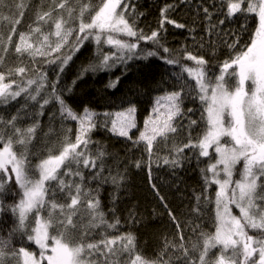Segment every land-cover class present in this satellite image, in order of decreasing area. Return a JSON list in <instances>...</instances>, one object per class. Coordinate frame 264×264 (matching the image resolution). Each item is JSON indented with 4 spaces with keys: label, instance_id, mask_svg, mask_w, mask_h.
<instances>
[{
    "label": "snow or ice",
    "instance_id": "6c2138e0",
    "mask_svg": "<svg viewBox=\"0 0 264 264\" xmlns=\"http://www.w3.org/2000/svg\"><path fill=\"white\" fill-rule=\"evenodd\" d=\"M15 7L21 10L18 16L22 18L26 8L23 0ZM168 7L171 6L162 10V16ZM202 10L211 21L209 8ZM218 11L224 16L219 25L237 14H253L258 22L250 42L243 48L237 47L239 38L226 42L235 54L217 65L218 73L212 72L204 56L186 49L173 54L160 45L158 30L146 35L137 29L135 21L126 15L129 12L126 0H98L96 4L91 0H75V3L55 0L48 10L36 11L34 26L29 25L27 32H20L14 46L12 36L20 19L2 17L13 26L6 38L0 33V52L6 55L14 47L18 57L28 55L33 61L37 56L47 57V63L59 61V72H63L85 41L96 43L98 55L96 61L82 68L81 75L109 69L117 60L132 59L141 40L159 45L167 54L161 58L167 64L180 67V72L173 74L180 86L157 97L152 114L145 119L144 130L134 144L143 142L151 160L157 138L167 141L177 133L176 120L186 115L182 107L185 97L198 99L204 130L193 137L191 129L198 122L189 118L187 142L176 145L175 155L165 158L164 163L180 166L183 159H188L183 155L185 150L190 149L198 161L202 157L208 159L206 167L200 169L205 192L211 185L218 188L214 232L201 231L195 241L189 238L187 243L182 234L179 242L166 240L155 258H147L137 251L136 237L130 232L106 235L98 241L88 239L91 229H117L120 224L118 217L114 216L111 222L105 218L99 186L91 188L88 181L104 183L110 179L118 188L124 179L120 173L112 175L111 172L105 177L108 153L101 146L95 150L90 148V133L97 127L99 114L87 107L82 113L74 111L57 89L59 75L49 83L43 73L27 76L35 70L23 64L0 70V104L23 96L25 106L32 101L39 109L26 127L20 126L19 110L6 120L0 117V212L7 210L17 217L7 236H0V264H172L170 250L179 253L177 260L182 264H264V0H221ZM165 22L184 27L166 16L161 27ZM216 28L217 25H211L209 31ZM121 37L135 38L136 42ZM104 43L115 47L117 52L104 53L100 48ZM66 47L67 52L62 51ZM157 55L156 51L149 50L144 58ZM184 60L194 64L182 63ZM3 62L4 55H0V64ZM185 73L188 80L195 81L194 86L185 82ZM108 87H115V82L110 81ZM45 88L49 90L47 94H44ZM53 101L59 106L61 121H76L78 127L74 139L72 129L68 128L62 139L45 145L46 155H38L33 151L40 127L35 117L42 116L45 106ZM192 111L187 109L188 113ZM135 112V107L130 106L125 112L116 113L110 131L132 139L129 132L136 128ZM237 165L241 167L237 169ZM135 166L141 167V162L136 161ZM84 169L89 170L87 176ZM237 173L239 178L234 180ZM13 195L19 199L6 205L4 197ZM202 198L204 203L211 202L203 193L197 196V212ZM232 206L238 209L239 215L233 214ZM85 215L87 224L83 222ZM169 215L175 220L171 212ZM16 233L34 244L38 251L24 246L17 248L13 244Z\"/></svg>",
    "mask_w": 264,
    "mask_h": 264
},
{
    "label": "trees",
    "instance_id": "16d2710c",
    "mask_svg": "<svg viewBox=\"0 0 264 264\" xmlns=\"http://www.w3.org/2000/svg\"><path fill=\"white\" fill-rule=\"evenodd\" d=\"M71 2L75 3V0ZM97 2L98 0H91L92 4ZM126 2L129 4V12L126 15L135 21L137 29H142L146 35L158 30L160 45L167 47L173 54L186 49L194 55L204 56L209 61V67L213 73H218V64L229 55L235 54V50L229 49L226 42L232 43L239 38L237 47L243 48L250 42L258 26L253 14H237L236 17L226 20L225 24L219 25V21L224 19L222 13L218 11L221 0H126ZM19 3L21 0H0V33L5 38L10 34L13 25L2 17L14 16L20 19V23L15 25L16 33L12 36L13 46L18 42L20 32H27L29 25L34 26L36 11L48 10L54 5L55 0H23L26 8L23 9L22 18L18 16L21 10L15 7ZM169 5L171 7H168L162 16V10ZM204 7L209 8L212 14L211 21L205 18L202 10ZM164 16L178 24H183L184 27L177 28L175 24L167 22L161 27ZM211 25H217V28L210 32ZM121 38L136 42L135 38ZM138 43L135 57L125 59L124 62L117 60L109 69L94 73L87 72L81 75L82 68L97 59L98 46L92 40L84 42L80 51L64 67L63 72H59V61L47 63L46 60L49 59L47 57L37 56L34 61L28 55L18 57L14 47H10L6 55L0 52V55H4L0 70L7 71L10 67L23 64L28 69L35 70V72L29 71L27 76L43 73L46 74L49 83L56 81L59 75L57 89L74 111L82 113L87 107L90 111L99 114L96 119L97 127L90 133L92 140L90 148L95 150L97 146H101L108 153L105 157L106 170L103 173L105 177H108L111 172L112 175L120 173L124 179L118 188L110 179L104 183L88 181L91 188L99 186V197L105 218L110 222L114 216L120 220L117 229L104 227L91 229L88 239L98 241L106 235L130 232L136 237L137 251L147 258H155L164 247L166 240L175 239L179 242V235L182 234L187 243L189 238L195 241L201 231L214 232V201L218 186L211 185L205 192V183L200 169L206 167L208 159L202 157L198 161L193 157L190 149L185 150L183 155L188 159H183L180 166L173 167L171 164L164 163L165 158L171 159L175 155L176 145L187 142L189 118L198 122L191 129L193 137L204 130L205 122L200 119L202 107L198 99L194 100L192 96L185 97L182 107L186 115L177 118V133L172 134L167 141L157 138L153 145L151 160L143 142L134 144L140 131L144 130L145 119L152 114L157 97L178 90L180 86L176 76L173 75L180 72V67L167 64L161 58L162 55H167L163 53L162 48L152 41L141 40ZM100 48L104 53L117 52L115 47L106 43ZM67 50L66 47L62 51L67 52ZM149 50L156 51L158 55L144 58ZM55 55L54 53L53 57ZM182 63L190 66L194 64L187 60ZM184 78L186 83L195 85V81L188 80L186 73ZM110 81L115 82V87H108ZM48 91L45 88L44 94ZM130 106L136 109V128L129 132L132 139L114 134L110 131L111 125L108 122L104 123L115 113L126 111ZM58 107L53 101L45 106L42 116L35 117L39 120L40 127L33 141V151L38 155H46L45 145L54 143L58 138L62 139L68 128L72 129L74 139L78 124L71 120L61 121ZM189 108L193 109L191 113L187 112ZM18 110L21 127L30 125L34 114L39 111L32 101H28L25 106V98L22 96L10 103L0 104V117L6 120L16 115ZM105 113L110 115L105 117ZM136 161L141 162V167L135 166ZM35 162L33 157V163ZM240 167L241 165H237V169ZM84 172L86 176L89 174L88 169H84ZM238 178V173L234 174V180ZM10 187H13L14 191H19L14 185ZM202 193L211 202L204 203L202 198L200 210L197 212L195 211L196 197L201 196ZM114 196L115 200H113ZM18 199L19 197L14 195L4 197L6 205H11ZM235 211V214L239 215L238 209L235 208ZM169 212L175 220L170 217ZM16 219L17 217L10 211L0 212V236H7ZM83 222L87 224V215L84 216ZM13 244L17 248L24 246L31 251H38L34 244L22 238L19 233H16ZM188 246L190 247V244ZM169 255L172 256V264H182L181 260H177L179 253L175 250H170Z\"/></svg>",
    "mask_w": 264,
    "mask_h": 264
},
{
    "label": "rangeland",
    "instance_id": "374dc122",
    "mask_svg": "<svg viewBox=\"0 0 264 264\" xmlns=\"http://www.w3.org/2000/svg\"><path fill=\"white\" fill-rule=\"evenodd\" d=\"M123 112H125V111H123ZM115 114H116V113H115ZM115 114H114L111 118H109L110 120H108V124L111 125V120L116 119ZM233 179H234V177H233ZM232 209H233V214H235V213H236V211H235V206H232ZM235 215H236V214H235Z\"/></svg>",
    "mask_w": 264,
    "mask_h": 264
}]
</instances>
